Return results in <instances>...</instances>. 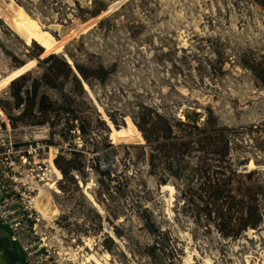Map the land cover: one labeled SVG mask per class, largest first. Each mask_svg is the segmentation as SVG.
Wrapping results in <instances>:
<instances>
[{"label":"rangeland","instance_id":"374dc122","mask_svg":"<svg viewBox=\"0 0 264 264\" xmlns=\"http://www.w3.org/2000/svg\"><path fill=\"white\" fill-rule=\"evenodd\" d=\"M12 79L74 111L30 123L43 115L13 106ZM0 101L1 133L31 144L15 184L55 263L264 264V8L254 0H0ZM191 121L224 128L227 156ZM167 124L186 141L179 149L158 144ZM150 125L159 136L147 141ZM231 167L243 176L227 185L254 194L261 219L222 236L229 203L204 171Z\"/></svg>","mask_w":264,"mask_h":264},{"label":"trees","instance_id":"16d2710c","mask_svg":"<svg viewBox=\"0 0 264 264\" xmlns=\"http://www.w3.org/2000/svg\"><path fill=\"white\" fill-rule=\"evenodd\" d=\"M254 1L264 8V0H254ZM20 5L26 11L29 10L24 4L20 3ZM99 8H101V7H96L94 9H92L90 14L94 15L95 13H97ZM36 45L39 46L38 44H36ZM41 51H42V49H41ZM41 51L39 52V55H40ZM48 55L55 56V53L51 52ZM62 63L67 65L64 60H62ZM105 72H106V70H105ZM82 74L85 78L84 73H82ZM48 78L53 80L54 76L52 74H50V72H49ZM100 78H102V77H100ZM84 80H85V82H89L87 79H84ZM15 81H16L15 79H12L8 84L10 86L9 94L12 98L13 106H15V107L21 106V113L22 114H31V111L33 110V111L37 112L36 116L43 115L42 118L38 117L39 119L38 118L37 119H31L30 123L42 124L45 122L46 124L47 123L50 124L47 117H45V115H47V113L49 111H53V114H56L57 116L63 112H66L68 114V112L71 113L74 111V108L71 105L69 100L63 102L64 106H63V104H60V106L53 107L54 101L44 91L38 90V86L35 83V81L30 86V88H23V83L15 82ZM0 107H2L1 101H0ZM144 114L145 113H143L141 115V119H139L140 122L137 121V123H136L137 126H140L139 128H141L140 124L145 123L147 120L145 118ZM31 115L33 116L35 114L32 113ZM8 118H9V120L12 119L10 117V115H8ZM71 118H73V120H74L75 116L73 115L71 117H68V119H71ZM52 119H54V118L52 117ZM109 119L113 124L115 123L114 119L111 116H109ZM191 122L193 124V128L196 129V132H194L193 134L198 136V138L202 139L203 144L206 141L207 142L213 141V143L216 142L215 141V137H216L219 140V148H220L219 152L216 150L217 154L222 156V157L227 156L228 150L226 148L227 142L224 138V137H226V132H224V130H225L224 128L213 127L212 125L208 126L209 128H206V127L202 128V127H199L198 125H196L194 121H191ZM10 123L13 124V121L12 122L10 121ZM184 123L189 124V121L187 119H184ZM77 128H78V130H81V131L84 130V126L81 123L77 124ZM165 129L167 132L162 133L165 140H162L160 143L158 142V144L160 146H163L164 144L165 145L171 144L172 147L177 146V149H179L180 145H184L186 143V141L183 138H181V136H178L177 134L171 132V128L168 124H167V127ZM156 131H157V126H151L150 125V127L148 128V133L145 130H142L143 137L145 138V140L149 141L150 140V134L153 133V138L156 139L159 136L156 133ZM188 133H189V131H188ZM184 150H185V147H183L181 152L182 151L184 152ZM149 154L151 155V153H149ZM57 157L58 156L55 155L52 160L55 163V165L58 166L59 171L62 173H65L66 171L63 170L59 166V164L57 162ZM147 163L150 166L153 165L152 161L148 157H147ZM216 172H217V170H216ZM229 172H230V174L229 173L225 174V172L221 171V174L218 175L217 173L215 174V170H214L213 174L210 175L208 172L206 173L204 171L205 175H204V180H203V183L210 188V193L212 192L211 193L212 195H214V194L215 195H222V197H224V200L228 201V203H229V209L227 211L226 218L217 222L216 228L222 236H236L242 230H245L248 227H255L257 224H259L260 219H261V213L258 211L257 203H255L254 194H250V193H246L245 195H241L240 193L235 194V193H233L232 188H229L230 186L227 185V184H229L228 182H230V175L231 174H232V177L237 176L238 177L237 179L241 178L243 176V174L241 172L237 171L236 168H233V167H231V169H229ZM101 173L104 174L103 172H101ZM207 209H206V212L209 214L211 212V210L210 209L207 210ZM144 221L148 224L146 218H144ZM18 257H19V259L22 260V258L20 256H18ZM5 263H6V261H5Z\"/></svg>","mask_w":264,"mask_h":264},{"label":"built area","instance_id":"2783aa9c","mask_svg":"<svg viewBox=\"0 0 264 264\" xmlns=\"http://www.w3.org/2000/svg\"><path fill=\"white\" fill-rule=\"evenodd\" d=\"M1 124L0 122V224L8 230L24 264H61L53 261L49 245L42 241V237L37 236L35 223H31L33 211L35 212V207L33 209L29 203L31 196L28 191L20 190L18 183L15 184L16 173L23 166L16 165V160L20 164L26 161V153L31 144L25 145L5 136L1 133Z\"/></svg>","mask_w":264,"mask_h":264},{"label":"water","instance_id":"95a60500","mask_svg":"<svg viewBox=\"0 0 264 264\" xmlns=\"http://www.w3.org/2000/svg\"><path fill=\"white\" fill-rule=\"evenodd\" d=\"M70 66L73 68L72 65ZM73 70L80 79V81H83L80 75H78L77 71L74 68ZM242 167L246 168L245 165H243ZM0 252L3 255L7 264H24L23 261L18 257L17 250L15 248L13 241L10 238L8 230L1 224H0Z\"/></svg>","mask_w":264,"mask_h":264},{"label":"bare ground","instance_id":"6f19581e","mask_svg":"<svg viewBox=\"0 0 264 264\" xmlns=\"http://www.w3.org/2000/svg\"><path fill=\"white\" fill-rule=\"evenodd\" d=\"M35 205H37V207H38V204H36V203H34ZM52 209V208H51ZM54 209V208H53ZM52 209V210H53ZM39 210L41 211V214L42 215H44V216H48L49 214H47L46 213V211L44 210V209H42V208H39ZM38 211V210H37ZM55 214V213H54ZM53 215V214H52ZM46 218V217H45ZM47 219V218H46ZM249 230H251V229H249ZM253 231V230H252ZM71 256H70V258H72L73 260H75L74 258L76 257L75 256V253H72V254H70ZM79 257V256H78ZM83 260V259H82ZM79 261H80V259H79ZM255 264H260V263H255Z\"/></svg>","mask_w":264,"mask_h":264}]
</instances>
